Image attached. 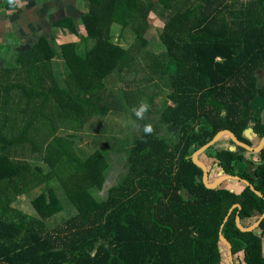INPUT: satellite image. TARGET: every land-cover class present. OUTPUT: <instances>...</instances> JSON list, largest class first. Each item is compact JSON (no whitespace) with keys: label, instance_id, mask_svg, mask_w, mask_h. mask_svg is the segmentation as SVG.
Masks as SVG:
<instances>
[{"label":"trees","instance_id":"obj_1","mask_svg":"<svg viewBox=\"0 0 264 264\" xmlns=\"http://www.w3.org/2000/svg\"><path fill=\"white\" fill-rule=\"evenodd\" d=\"M14 1L0 0V8L14 9ZM152 13L164 20L160 54L147 51ZM79 25L62 19L56 26L72 40L42 37L15 65L0 69V264H222L219 233L236 205L241 210L222 230L234 260L264 264L261 237L236 226L237 215L248 228L264 213V149L249 160L252 175L236 170L248 152L229 136L198 157L248 181L263 198L248 187L239 193L238 182L208 189L193 162L222 131L248 146L249 132L264 138V105L259 111L253 105L264 103V0H88ZM125 33L134 39L128 49ZM125 76L134 80L124 83ZM117 82L125 86L110 90ZM155 82L167 94L159 105L151 99L148 109L140 88ZM124 106L142 131L127 149V175L98 200L93 194L108 171L103 153L83 158L76 136L58 133L81 132ZM225 139L237 151L211 153ZM32 159L48 172L32 168ZM42 185L48 195L31 204L35 216L11 207ZM70 202L75 213L48 227ZM258 230L264 235V221Z\"/></svg>","mask_w":264,"mask_h":264},{"label":"rangeland","instance_id":"obj_2","mask_svg":"<svg viewBox=\"0 0 264 264\" xmlns=\"http://www.w3.org/2000/svg\"><path fill=\"white\" fill-rule=\"evenodd\" d=\"M75 1V0H74ZM248 1V0H242ZM79 0H76V3L78 4ZM85 5H87L88 1L84 0ZM81 4V3H80ZM151 25L149 29L146 31L145 34V40H147V51L149 53L154 54H160L163 52V47L159 42V33L162 31V27L164 24V20L160 17H158L155 14H151ZM76 23L79 25V18L76 17ZM81 25H79V28ZM82 28V27H81ZM125 40L122 41V47L125 49H128L133 44V36L130 33H125ZM73 36L68 34V39L72 40ZM3 57H0V62H6L5 64L9 65H15V55L13 56L11 53H4ZM55 63V70L57 72L63 73L64 67L63 62L61 60H54ZM2 68V65H0V69ZM141 77V75H140ZM260 84L264 83V74H260ZM134 80L133 76H125L124 77V83L131 82ZM141 80V79H138ZM122 82L112 83L109 88L110 90H113L116 92V90H119L123 88L125 85ZM140 90L143 94V101L145 103V106L148 109H151V107L154 105L150 102L151 99H155V105H159L162 101V99L166 96L167 93L162 91L161 86L158 83L149 84L147 86H141ZM162 92V93H161ZM119 101H121L120 97H116ZM253 105L255 106L256 110L259 111L263 108L260 101L254 102ZM262 113H264V109L261 110ZM154 119H157L154 117ZM142 131L141 125L136 121V118L134 115L130 114L127 111V107L124 106L121 113L117 111H112L109 115L106 117H97L90 121L81 132H75L76 134H73L71 132H59L58 135L64 137V136H70L75 135V149H77L78 154L85 158L86 156H89L94 151H101L103 153L104 158L106 159L107 165H108V171L106 174V178L103 183V187L101 191H97L94 193V197L98 200H105L108 197V191L112 188L118 186L124 176L127 175L128 172V162H127V149L129 148L131 143L134 141L135 138L139 137ZM162 135L168 137V134H166V130L164 129L162 132ZM222 145H227V148H231L233 151L236 152V147L232 146L227 139L223 140L221 142ZM219 147H215V149L211 152L214 154V152L219 151ZM230 151V149H227ZM209 153V154H211ZM256 154L258 153H242L241 160H239L236 163V170L244 171L247 174L252 175V171L254 170L251 165L249 164V160L253 159L256 160ZM253 155L255 157H253ZM203 163H207V168H210L209 171V184L215 182L218 178L223 176L224 174L218 169L215 171L213 169V162L209 158H206L205 156H201L200 159ZM29 164L31 167H37L41 169L42 173L41 175H45L48 172V167L45 163L40 162L36 159L29 160ZM208 168V170H209ZM259 181L256 180V184H258ZM229 183H222L218 189H229L232 188L231 185H228ZM51 186L55 194L62 198L65 196L64 190L62 187L56 182H51ZM240 188L244 189L245 187ZM237 190V189H236ZM238 192H241V189L238 190ZM42 194H45V196L48 195L47 189L44 188V185L33 189L29 191L26 195L20 196L16 199L15 203L11 205L13 209H15L17 212H21L24 215L27 216H35V211L32 208V203L35 201V199ZM49 202V200H47ZM76 207L71 202L68 205H64V211L58 213L57 215L53 216L52 219L47 220L49 223L47 224L48 227L54 228V226H57L59 224H62V222L66 221L68 219L67 215L68 213H75ZM66 218V219H65ZM65 219V220H64ZM64 220V221H63ZM260 230H256L255 233L257 236L261 237L262 244L264 235H261ZM264 246V244H263ZM222 254H223V263L222 264H229L227 260L226 250L222 246L221 247ZM243 258L242 256L237 259L235 258L236 264H242Z\"/></svg>","mask_w":264,"mask_h":264},{"label":"crops","instance_id":"obj_3","mask_svg":"<svg viewBox=\"0 0 264 264\" xmlns=\"http://www.w3.org/2000/svg\"><path fill=\"white\" fill-rule=\"evenodd\" d=\"M13 3L16 5L14 9L0 8V57H3L4 53H11L17 57L31 49L42 37L48 40L55 38L58 44L71 40L68 39L67 29L57 27L56 23L68 17L77 21L76 17L80 19L88 8V3L85 5L84 0H79L78 4L76 0H15ZM5 63L0 62V65L12 66ZM261 104L264 105L263 102ZM245 138L254 148H258L261 144V139L252 132H249ZM227 147L220 144L219 149L233 151ZM204 164L207 165L206 162ZM217 170L215 168V171ZM237 187L242 189L239 185ZM258 219L248 223V228ZM261 235H263L262 232Z\"/></svg>","mask_w":264,"mask_h":264},{"label":"water","instance_id":"obj_4","mask_svg":"<svg viewBox=\"0 0 264 264\" xmlns=\"http://www.w3.org/2000/svg\"><path fill=\"white\" fill-rule=\"evenodd\" d=\"M225 136H229L230 139L232 140L233 144L236 147H240L244 150H246L248 153H260L263 149H264V138L261 139V144L258 148H254L252 146H248L242 142H240L231 132L229 131H222L220 132L209 144H207L206 146H204L203 148H201L199 151H197L194 155H193V162L195 164H197L203 171V183L204 185L208 188V189H218V187L225 182H238L240 184H242L244 187H248L250 188V190L252 192H254L258 197L263 198V195L258 192L248 181L243 180L239 177L236 176H231V175H223L220 178H218L215 182L209 184L208 180H209V170L206 166V164H204L203 162H201L200 160H198V157L200 155H202L207 149H209L210 147H212L213 145H215L216 143H218L223 137ZM222 172V171H221ZM223 173V172H222ZM235 208H238L239 210H241V207L239 205L234 206L228 216L226 217L224 224L221 227L220 233H219V238L221 243L224 245V247L226 248V255H227V260L229 262V264H236L234 261V257H233V253H232V246L231 244L225 239V237L222 234V230L224 228L225 223L228 221L229 217L231 216L233 210ZM264 221V213L260 216V218L257 220V222L250 226L249 228H244L241 225V221H240V217L237 215L236 217V226L237 228L242 232V233H252L255 232L256 230L259 229L260 225L262 224V222Z\"/></svg>","mask_w":264,"mask_h":264},{"label":"flooded vegetation","instance_id":"obj_5","mask_svg":"<svg viewBox=\"0 0 264 264\" xmlns=\"http://www.w3.org/2000/svg\"><path fill=\"white\" fill-rule=\"evenodd\" d=\"M219 169V168H218ZM224 174V173H223ZM225 183H227V182H225ZM235 261V260H234ZM236 263V262H235Z\"/></svg>","mask_w":264,"mask_h":264}]
</instances>
